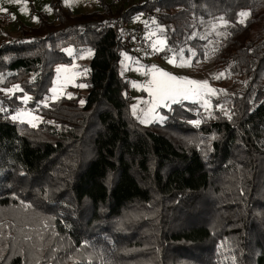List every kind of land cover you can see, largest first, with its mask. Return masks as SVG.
I'll return each mask as SVG.
<instances>
[{"label": "trees", "instance_id": "16d2710c", "mask_svg": "<svg viewBox=\"0 0 264 264\" xmlns=\"http://www.w3.org/2000/svg\"><path fill=\"white\" fill-rule=\"evenodd\" d=\"M50 1L52 18L39 13L0 39V76L35 106L54 66L71 62L65 48H91L87 94L41 108L55 124L37 128L0 111V207L41 225L0 231V264H264V0H99L101 10L80 14ZM141 13L168 51L197 49L194 61L211 38L196 26L223 18L213 64L233 81L228 114L192 123L190 101L164 109L162 124L133 114L119 64L124 24Z\"/></svg>", "mask_w": 264, "mask_h": 264}, {"label": "rangeland", "instance_id": "374dc122", "mask_svg": "<svg viewBox=\"0 0 264 264\" xmlns=\"http://www.w3.org/2000/svg\"><path fill=\"white\" fill-rule=\"evenodd\" d=\"M108 1H112L116 8L119 5L127 6L137 0ZM62 3L76 14L101 10L99 0H62ZM0 8L6 9L7 12H1L9 14L12 18L11 25L0 30V39L5 36L18 35L20 24L27 26L37 25L39 13H46L51 18L53 17L50 0H19V3L0 0ZM22 8L25 10L21 11ZM13 16L15 19H13ZM246 17L241 16L240 19L244 20ZM209 20L203 19L205 21L203 24L208 23L204 26L199 24L196 26L195 36L205 38L210 36L211 38L205 46H202L203 55L195 61L194 57L198 51L195 48H189L188 53L185 48L180 49L179 52L168 51L166 36L162 33V27L157 24L154 17H149L143 13L136 14L130 23L124 24L123 34L127 31L134 40L142 38L147 43V48H140L134 52L124 39L128 50L123 53L119 64L120 73L131 84V111L143 124H162L166 118L164 109H169L174 102L160 99L158 95H153L155 85L152 82L154 79L168 81L169 76L177 77V80L171 83L183 87H198V85L188 84V80L207 81L208 83V88L203 89L202 94L199 96H193L188 99L177 98V102L190 101L198 104L196 111L189 108L197 116V118L192 119V123L199 124L202 113L211 115L218 111L225 114L230 112L228 107V88L233 81L228 77L226 78L225 71H218L213 64V56L217 46L221 38L226 34V22L222 17ZM65 51L72 57L71 62L59 63L54 66V76L50 83L48 94L35 106H31V94L23 90L20 84L15 81L10 82L0 76L1 114L8 115L14 121L26 123L30 127L37 128L45 122L55 124L54 119L42 114L41 108L50 106L60 98L72 97L76 98L79 104H81V101L84 102L88 87L89 63L94 52L91 48H84L80 51L74 46L66 47ZM163 73H167L168 76L163 75ZM221 73L224 75L218 79L217 77ZM80 85H85V87ZM208 89L216 91H209ZM13 117L17 118L13 119ZM147 209L142 211V217L148 211ZM35 220L36 215L23 208L0 207V227L7 226L5 229L0 230L3 233L8 232L11 227H21V229L23 227H40L41 225L36 224ZM15 231L11 230L15 235L14 240L17 237V231ZM228 241L230 245L233 242L237 243L234 238H226V243ZM66 245H68L67 242H65V247ZM9 247H11L10 242ZM6 249H8V246Z\"/></svg>", "mask_w": 264, "mask_h": 264}, {"label": "snow or ice", "instance_id": "6c2138e0", "mask_svg": "<svg viewBox=\"0 0 264 264\" xmlns=\"http://www.w3.org/2000/svg\"><path fill=\"white\" fill-rule=\"evenodd\" d=\"M10 3H19V0H9ZM25 9H21V11H24ZM0 11L7 12L6 9L0 8ZM241 16H247L249 15L248 13H240ZM13 19L15 17L13 16ZM243 23V20L240 21ZM59 71V69H57ZM163 75L168 76L167 73H163ZM224 74L221 73L217 78L219 79L221 76ZM177 77L174 76H169L168 81H158V80H153V84L155 85V92H153V95H158L160 99L164 100H171L173 102H177V98H183V99H188L193 96H199L202 94L203 89L208 88V83L207 81L204 82H198L195 80H188L187 83L190 85H198V87H183L176 85L174 83H171L173 81H176ZM81 87H85V85H80ZM209 91H216L213 89H208ZM81 104H83V101H81ZM17 117H13V119H16ZM231 118V117H229ZM33 126H35L33 124Z\"/></svg>", "mask_w": 264, "mask_h": 264}, {"label": "built area", "instance_id": "2783aa9c", "mask_svg": "<svg viewBox=\"0 0 264 264\" xmlns=\"http://www.w3.org/2000/svg\"><path fill=\"white\" fill-rule=\"evenodd\" d=\"M12 23V18L9 14H4L0 11V27L1 28H6L7 26H10ZM124 39L125 42L130 45V48L136 52L138 49H145L147 48L146 45L147 43H145V41L141 38V39H137L134 40L133 37L130 35L129 32H125L124 33ZM150 53V52H149ZM149 55V54H148Z\"/></svg>", "mask_w": 264, "mask_h": 264}]
</instances>
